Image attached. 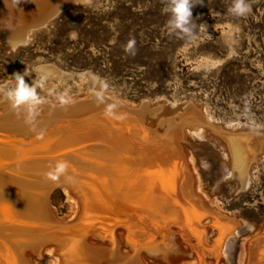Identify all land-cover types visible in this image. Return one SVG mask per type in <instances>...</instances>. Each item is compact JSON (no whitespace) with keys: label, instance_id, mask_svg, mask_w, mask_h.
<instances>
[{"label":"bare ground","instance_id":"obj_1","mask_svg":"<svg viewBox=\"0 0 264 264\" xmlns=\"http://www.w3.org/2000/svg\"><path fill=\"white\" fill-rule=\"evenodd\" d=\"M71 1L0 0V36L17 47ZM100 98L47 101L31 114L0 102V264H44L46 254L53 264H225L243 223L200 191L184 146L206 122ZM246 140L231 138L234 167L222 165L242 189L264 149L248 147L250 162H237ZM58 161L68 167L53 181ZM58 188L72 202L68 220L52 206ZM260 235L243 264H264Z\"/></svg>","mask_w":264,"mask_h":264},{"label":"rangeland","instance_id":"obj_2","mask_svg":"<svg viewBox=\"0 0 264 264\" xmlns=\"http://www.w3.org/2000/svg\"><path fill=\"white\" fill-rule=\"evenodd\" d=\"M71 2L29 28L17 47L0 36V83L26 68L29 84L46 75L38 89L44 104L36 109L50 106L47 101L102 97L185 121L199 116L205 131L189 133L186 157L211 204L243 223L225 262L243 264L245 246L264 231V149L251 155L258 160L246 189L225 179L222 165L234 167L231 138H247L236 142V151L245 152L237 162H250L248 147L264 145L254 146L264 139V0H248L243 17L229 13L232 0H192V20L205 24L210 37L199 27L192 37L170 32L163 12L168 0ZM56 190L52 206L68 220L72 202L63 188ZM245 220L253 222L251 230ZM44 264H53L50 255Z\"/></svg>","mask_w":264,"mask_h":264},{"label":"clouds","instance_id":"obj_3","mask_svg":"<svg viewBox=\"0 0 264 264\" xmlns=\"http://www.w3.org/2000/svg\"><path fill=\"white\" fill-rule=\"evenodd\" d=\"M200 3H203V0H200ZM194 6L195 4H193L192 0H168V4L163 9V12L169 15L168 30L192 37L195 34L194 29L199 27L207 34V26L205 24L197 26L192 20V8ZM250 10L251 6L248 0H232V5L228 9L230 14L237 17L246 16ZM13 43L17 44L18 42ZM131 47L132 44H129V48ZM28 76L29 73L26 68L22 74L15 73L11 79H4L3 83H0V100L7 101L13 109L26 108L31 114L35 112L38 105L44 103L38 93V89L45 87L47 76L41 75L39 80L35 78L31 84L25 80ZM67 167L66 162L58 161L47 175L51 180L56 181Z\"/></svg>","mask_w":264,"mask_h":264},{"label":"water","instance_id":"obj_4","mask_svg":"<svg viewBox=\"0 0 264 264\" xmlns=\"http://www.w3.org/2000/svg\"><path fill=\"white\" fill-rule=\"evenodd\" d=\"M40 26H41V25H40ZM24 42H25V38H24V40H23V43H24ZM23 43H19V45H21V44H23ZM19 45H18V46H19Z\"/></svg>","mask_w":264,"mask_h":264}]
</instances>
